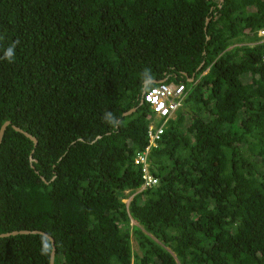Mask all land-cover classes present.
<instances>
[{
  "label": "trees",
  "instance_id": "trees-1",
  "mask_svg": "<svg viewBox=\"0 0 264 264\" xmlns=\"http://www.w3.org/2000/svg\"><path fill=\"white\" fill-rule=\"evenodd\" d=\"M263 28L264 0H0V129L38 140L6 130L0 234L55 264H264ZM146 68L187 95L143 189ZM43 237L0 264H50Z\"/></svg>",
  "mask_w": 264,
  "mask_h": 264
},
{
  "label": "built area",
  "instance_id": "built-area-1",
  "mask_svg": "<svg viewBox=\"0 0 264 264\" xmlns=\"http://www.w3.org/2000/svg\"><path fill=\"white\" fill-rule=\"evenodd\" d=\"M258 35L264 40V28L259 31ZM186 95L187 89L184 85L167 84L166 82L153 86L146 90L143 95V101L153 111L148 130L149 144L146 147V151L139 153L135 160L136 164L141 166L142 169L143 189L154 187L158 184L157 177L149 171L148 155L152 148L158 146L164 134V126L168 120L175 118L178 110L183 105ZM157 120H162V124H158Z\"/></svg>",
  "mask_w": 264,
  "mask_h": 264
},
{
  "label": "water",
  "instance_id": "water-1",
  "mask_svg": "<svg viewBox=\"0 0 264 264\" xmlns=\"http://www.w3.org/2000/svg\"><path fill=\"white\" fill-rule=\"evenodd\" d=\"M225 0H221V4L224 3ZM209 22V20H208ZM207 22V23H208ZM203 65V64H202ZM202 65L199 67L198 70L201 69ZM195 77V74L194 76ZM168 80V78H166L165 80L163 81H157V80H150V81H146L145 84H144V90H143V95L145 94L146 92V88L150 85V84H160V83H164ZM194 79H191L190 82H193ZM144 102V101H143ZM133 112H135V109L127 112L124 114V116H129L131 115ZM9 126H12L14 130H16L17 132H20L22 134H24L27 138H29L30 140H32L34 142V146L35 148L38 146V140L32 136L31 134H29L28 132H25L24 130H22L21 128L17 127V126H14L10 121L9 122H6L0 129V147H1V144H2V141H3V138L5 136V133H6V130L8 129ZM33 153H34V150H33ZM30 161L31 163H34L36 160L33 158V156L31 155L30 156ZM34 167V166H33ZM44 180V179H43ZM20 234H42L44 236H47L49 237L51 243H52V247H53V250H52V254H51V258H50V264H55V255H56V247H55V240L48 234L46 233H43L41 231H28V230H22V231H14V232H11V233H5V234H0V238H6V237H10V236H16V235H20Z\"/></svg>",
  "mask_w": 264,
  "mask_h": 264
},
{
  "label": "clouds",
  "instance_id": "clouds-1",
  "mask_svg": "<svg viewBox=\"0 0 264 264\" xmlns=\"http://www.w3.org/2000/svg\"><path fill=\"white\" fill-rule=\"evenodd\" d=\"M4 35L0 34V41L4 39ZM16 47L17 42H13L9 44V46L5 49H3V55L0 56V60H5L9 63H13L15 61L16 56ZM152 73L150 69H144V71L141 74V80L144 81H150L152 79ZM149 88H151V85H149ZM102 119L108 123L109 125L116 127L118 126V118L113 114L111 111H105L103 113ZM51 251V244L50 239L47 236H44L41 239V247H40V254L42 256H47Z\"/></svg>",
  "mask_w": 264,
  "mask_h": 264
},
{
  "label": "rangeland",
  "instance_id": "rangeland-1",
  "mask_svg": "<svg viewBox=\"0 0 264 264\" xmlns=\"http://www.w3.org/2000/svg\"><path fill=\"white\" fill-rule=\"evenodd\" d=\"M262 41H264V40L262 39L260 42H262ZM131 198H132V197H130L129 199H126V200H124V201H125L126 203H128V202L131 200ZM132 224H133V225H137V220H133V221H132ZM133 247H134L135 251L139 250V248H137V244H136L135 239H133Z\"/></svg>",
  "mask_w": 264,
  "mask_h": 264
}]
</instances>
